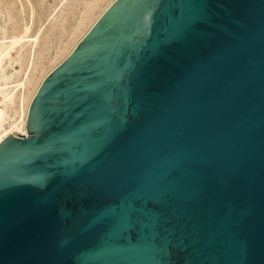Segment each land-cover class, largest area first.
Here are the masks:
<instances>
[{"label": "water", "instance_id": "obj_1", "mask_svg": "<svg viewBox=\"0 0 264 264\" xmlns=\"http://www.w3.org/2000/svg\"><path fill=\"white\" fill-rule=\"evenodd\" d=\"M0 264H264V0H115L0 142Z\"/></svg>", "mask_w": 264, "mask_h": 264}, {"label": "rangeland", "instance_id": "obj_2", "mask_svg": "<svg viewBox=\"0 0 264 264\" xmlns=\"http://www.w3.org/2000/svg\"><path fill=\"white\" fill-rule=\"evenodd\" d=\"M114 1L115 0H99L98 5L89 14V18L87 19V21L88 20L89 21L88 22L86 21V23L83 24L80 28H77L78 22L82 16V11L84 10V5L82 3V0L74 1V3H70L72 2V0H69L64 4H63V0H46V1L45 0H38V1L37 0H33V1L32 0H0V19H1L0 40L4 39L6 41L5 43L8 44L9 43L8 40L11 38V35H13L14 32L20 33L21 35L25 34L26 24L27 25L31 24L29 26L30 28L27 34L29 35L31 34L30 36L33 37L37 35L38 32L40 35L39 43L36 46L35 56H34V58L38 60V61H34V65H36L35 64L36 62H39V64H37L39 68L36 72L34 82L30 85L31 89L30 87L26 89L25 92L26 96L29 92H31L29 93V95L31 94V97L33 96L32 99L34 98L37 90L39 89L38 87H40V84L43 82L46 76L51 71H53L58 65H60L64 61V59H66V57L76 47L78 42L84 37V35L91 29L94 23L98 20L97 18H99ZM2 10L4 12H2ZM21 13H23V15H21ZM36 13H38L39 15ZM46 18L48 19L46 20ZM27 20L29 22H27ZM34 25H36V27ZM32 28H34L35 30ZM17 30L20 31L18 32ZM21 31L24 33L22 34ZM42 47H45V50H42ZM41 51H43V55L39 56ZM22 62H23L22 63L23 66L18 78L25 79L27 72L30 71V69L33 67V63H31L32 61H29L28 58H25L24 60H22ZM16 66L17 69H19L20 63H17ZM9 85L14 86L15 83H10ZM12 93L15 94L16 100L15 103L11 107H9L7 111L8 118L5 120V122H12L13 120L20 121L22 108L24 104H26L27 102L26 99L25 101H23V99L21 98L22 94L19 87H15ZM26 130H27V118H26ZM12 134L18 135L19 133L17 134L16 132Z\"/></svg>", "mask_w": 264, "mask_h": 264}, {"label": "bare ground", "instance_id": "obj_3", "mask_svg": "<svg viewBox=\"0 0 264 264\" xmlns=\"http://www.w3.org/2000/svg\"><path fill=\"white\" fill-rule=\"evenodd\" d=\"M33 1V0H32ZM38 1V0H37ZM46 1V0H45ZM69 0H63V4L65 2H68ZM74 1L77 0H72L70 3H74ZM20 2V1H19ZM22 2V1H21ZM36 2V1H35ZM49 2V1H48ZM52 2V1H51ZM62 2V1H61ZM112 2V1H111ZM110 2V4H111ZM82 3L84 5V10L82 11V16L78 22L77 28H80L83 24L86 23L87 19L89 18L90 12L98 5L99 0H82ZM9 4V3H8ZM7 4V6H8ZM43 4V3H42ZM109 4V3H108ZM107 4V5H108ZM35 5V4H34ZM18 6V5H17ZM43 6V5H42ZM22 7V4H21ZM58 7V6H57ZM101 7V6H100ZM3 8V7H2ZM7 8V7H6ZM25 8V7H24ZM33 8V7H32ZM35 8V7H34ZM9 9V8H8ZM15 9V8H14ZM38 9V7H37ZM57 9V8H56ZM55 9V10H56ZM106 9V8H105ZM33 10V9H32ZM104 10V9H103ZM6 11V10H5ZM22 11V10H21ZM24 11V10H23ZM31 11V10H30ZM2 12H4L2 10ZM25 12V11H24ZM32 12V11H31ZM42 12V11H41ZM45 12V11H44ZM27 13V12H26ZM40 13V12H39ZM28 14V13H27ZM32 14V13H31ZM38 14V13H36ZM41 14V13H40ZM43 14V13H42ZM23 15V13H21ZM39 15V14H38ZM16 16V14H15ZM26 16V14H25ZM24 16V17H25ZM30 16V15H29ZM100 16V15H99ZM32 18V15H31ZM30 18V19H31ZM37 18V17H36ZM45 18V17H44ZM49 18V17H48ZM46 18V20L48 19ZM34 19V18H33ZM98 19V18H97ZM96 19V20H97ZM8 20V19H7ZM23 20V19H22ZM26 20V19H25ZM32 20V19H31ZM45 20V19H43ZM95 20V19H94ZM1 21V19H0ZM89 21V20H88ZM87 21V22H88ZM27 22H29L27 20ZM38 22V21H37ZM35 23V22H34ZM46 23V21H45ZM20 24V23H19ZM36 24V23H35ZM90 24V23H89ZM92 24V23H91ZM16 25V24H15ZM23 25V24H21ZM31 25V24H30ZM26 24V33L21 35L20 33L14 32L13 35H11V38L8 40V44H6L5 40L2 39L0 40V142L8 135L15 133H26V118H27V113H28V108L29 104L32 100L31 94L29 95V92L27 96L25 95L26 89L30 87V85L34 82L36 72L38 70V65L39 62H36L34 65V61H38L34 58L35 56V49L36 46L39 43L40 35L37 32V35L31 37L29 34H27L29 30V26ZM37 25V24H36ZM36 25H34L36 27ZM42 25V24H41ZM44 25V24H43ZM19 27V26H18ZM17 27V28H18ZM23 27V26H22ZM25 27V26H24ZM87 27V26H86ZM7 29V27H6ZM4 29V30H6ZM16 29V27H15ZM20 29V28H19ZM34 29V28H32ZM31 29V30H32ZM3 30V31H4ZM22 30V29H21ZM35 30V29H34ZM38 30V29H36ZM18 31V30H17ZM20 31V30H19ZM18 31V32H19ZM1 32V31H0ZM85 32V31H83ZM32 33V32H31ZM5 34V32H4ZM86 35V34H85ZM10 37V36H9ZM8 37V38H9ZM81 37V36H80ZM1 39V38H0ZM75 42V41H74ZM70 49V48H69ZM42 50H45V47H42ZM43 55V51L40 52L39 56ZM25 58H28L29 61H32L33 67L30 69V71L27 72L25 79H20L18 78L23 62ZM20 63V68L17 69L16 64ZM26 72V70H25ZM24 72V73H25ZM10 83H15L14 86H10ZM41 85V84H40ZM15 87H19L21 90L22 94V99L25 101L26 99V104H24L21 112V120L16 121L13 120L12 122H5V120L8 118L7 117V111L9 107H11L16 100L15 94L12 93L13 89ZM39 88V87H38ZM31 89V87H30ZM18 100V99H17ZM27 106V107H26Z\"/></svg>", "mask_w": 264, "mask_h": 264}]
</instances>
